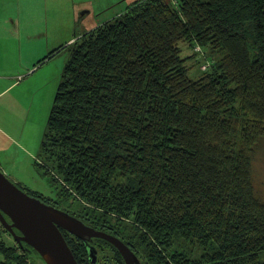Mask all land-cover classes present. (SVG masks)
I'll list each match as a JSON object with an SVG mask.
<instances>
[{
  "label": "trees",
  "instance_id": "1",
  "mask_svg": "<svg viewBox=\"0 0 264 264\" xmlns=\"http://www.w3.org/2000/svg\"><path fill=\"white\" fill-rule=\"evenodd\" d=\"M67 48L35 163L65 210L140 264H264L251 167L264 137V0H136L38 65ZM64 238L78 264H125L103 239L92 257ZM8 251L0 264H28Z\"/></svg>",
  "mask_w": 264,
  "mask_h": 264
},
{
  "label": "crops",
  "instance_id": "2",
  "mask_svg": "<svg viewBox=\"0 0 264 264\" xmlns=\"http://www.w3.org/2000/svg\"><path fill=\"white\" fill-rule=\"evenodd\" d=\"M70 2L78 8L75 15H70ZM130 2L98 0L95 4L91 0H30L27 5H22L21 0H16L15 16L1 32L5 33L1 35L6 37L3 39L15 43L17 54L15 60H3L0 65V129L7 127L11 133H16L21 129L19 125H27L28 121L41 125V118L49 116L48 110L67 55L59 57L64 52L61 49L43 63L38 65V62L52 51L73 42L84 27H90L84 31L87 32L121 14ZM116 5L121 6V11L111 10ZM70 19L74 26L71 33L68 31ZM84 22L87 25L83 26ZM22 44L27 46L24 53ZM24 132L23 129L22 134ZM0 170L5 173L1 164Z\"/></svg>",
  "mask_w": 264,
  "mask_h": 264
},
{
  "label": "rangeland",
  "instance_id": "3",
  "mask_svg": "<svg viewBox=\"0 0 264 264\" xmlns=\"http://www.w3.org/2000/svg\"><path fill=\"white\" fill-rule=\"evenodd\" d=\"M29 1L30 0H21V4L27 5ZM91 1H93L95 4H97L98 2V0ZM130 1V3H132L136 0ZM15 2L16 0H0V65L3 60L12 61L16 59V57H14L17 54L15 43L12 40L10 41L3 39L6 38L4 35L1 36L2 34H5L1 33L2 29L6 28L9 23H11L12 17L15 16L13 13ZM68 9L70 15H75L78 12V8H76V6L74 7L71 2ZM111 10L114 12H119L121 11V6L116 5L115 7H112ZM49 16L51 18V12ZM72 24V19H70L68 24V31L70 33L74 29V26H72ZM90 24L92 26V23ZM85 25H87L86 22H84L83 26ZM88 28L90 27H84L81 31H78V34H82L85 30H88ZM26 48L27 46L25 44H22L23 53ZM180 48L182 57H186L189 55L191 56L192 54L194 55V57L196 56L191 50L192 47L189 44L181 43ZM68 54L69 48L64 50V52L59 57H65V55H67L68 57ZM195 59H197V57H195ZM186 64L190 67L189 76L191 78H197L200 73L199 64H197L193 59L187 61ZM53 98L54 95L52 97V101ZM49 102L50 100L47 103V108L49 107ZM49 112L50 109L48 110V114ZM47 117L48 116H46V118H43V120L41 118V125H34L30 123V121H28L27 125H19L21 129L18 128L19 130L16 133H11L9 129H7V127H4V130L0 129V164L2 165L3 171L5 172L4 174L12 182L22 188L26 193L42 196L46 199H52L55 201V205L59 209L63 210L67 206V202L59 201L60 199L59 197H57L58 187L53 186L50 183L48 176L44 174V169L37 168L35 165L38 159L41 137ZM23 129L25 130V132L22 134ZM13 131H16V129L14 128ZM251 167L252 182L254 185L256 197L258 199L264 200V137L260 139V141L254 148V156L252 158ZM4 239L8 243H11L6 236H4ZM1 246L2 245H0V247ZM175 247L193 257H197L204 252V249H202L201 247H196L195 245L190 243V241L178 242L175 244ZM11 254L15 259L17 254L13 252H11ZM37 262L38 264H42L39 259Z\"/></svg>",
  "mask_w": 264,
  "mask_h": 264
},
{
  "label": "water",
  "instance_id": "4",
  "mask_svg": "<svg viewBox=\"0 0 264 264\" xmlns=\"http://www.w3.org/2000/svg\"><path fill=\"white\" fill-rule=\"evenodd\" d=\"M4 215L10 218L11 224ZM0 221L14 235L13 228L18 229L22 234L20 240L34 248L46 264H78L61 229L78 237L103 239L118 250L125 264H140L138 257L121 239L96 230L68 212L27 194L1 170Z\"/></svg>",
  "mask_w": 264,
  "mask_h": 264
},
{
  "label": "flooded vegetation",
  "instance_id": "5",
  "mask_svg": "<svg viewBox=\"0 0 264 264\" xmlns=\"http://www.w3.org/2000/svg\"><path fill=\"white\" fill-rule=\"evenodd\" d=\"M56 208H58V207H56ZM60 210H62V209H60ZM63 211H66V210L63 209ZM66 212H68V211H66ZM69 214L73 215L71 213H69ZM73 216H75V215H73ZM4 218L6 219V221L9 224L12 223L10 218H8V216L4 215ZM13 231L15 232V235L18 236V237H16L11 231L6 229L5 226L0 221V245H2L0 247V249L9 250L8 251L9 253L10 252L16 253L17 254L16 258L20 257V256L27 257L28 264H38V262H37L38 259L42 262V264H46L45 261L43 260V258L37 253V251L34 248H32L30 245H28L27 243H25V242L20 240V236L22 235L21 232L18 229H16V228H13ZM61 231H62L63 236L64 237H68L70 240L71 239H76V241H79L80 239H84L85 242H87V244H85V245H86V247H87V249L89 251V254L91 255V252H92V257H94L95 251H98V250L92 249V247H93L92 242H93L94 238L78 237V236L72 235V234H70V233H68V232H66V231H64L62 229H61ZM4 236H6L10 240L11 243H8L4 239ZM1 255L3 256L2 253H1ZM38 255H39V257H37ZM94 261L95 260L93 259V262ZM15 262L16 261L14 259L13 263H15ZM6 263L8 264V262H6ZM10 264H12V263H10Z\"/></svg>",
  "mask_w": 264,
  "mask_h": 264
}]
</instances>
